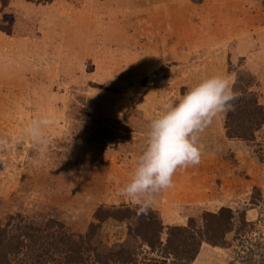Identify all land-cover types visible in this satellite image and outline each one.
Returning <instances> with one entry per match:
<instances>
[{"label": "rangeland", "instance_id": "obj_1", "mask_svg": "<svg viewBox=\"0 0 264 264\" xmlns=\"http://www.w3.org/2000/svg\"><path fill=\"white\" fill-rule=\"evenodd\" d=\"M246 72L264 109V0H0V222L53 216L83 234L99 207L139 206L119 190L150 122L200 81L233 87ZM43 115L38 144L25 129ZM226 115L199 134L201 162L178 168L149 208L165 240L167 226L228 207L240 232L202 242L192 264H264V125L229 138ZM126 233L108 219L101 237Z\"/></svg>", "mask_w": 264, "mask_h": 264}, {"label": "trees", "instance_id": "obj_2", "mask_svg": "<svg viewBox=\"0 0 264 264\" xmlns=\"http://www.w3.org/2000/svg\"><path fill=\"white\" fill-rule=\"evenodd\" d=\"M244 75L247 80L239 77L233 85L236 99L224 129L229 138L253 140L264 125V109L250 90L253 79L247 72ZM94 218L97 222L78 234L53 216L29 220L16 214L0 222V264H192L202 242L223 245L220 241L235 228L228 207L203 214L200 223L190 218L185 225L167 226L165 240L161 239L165 227L151 208L99 207ZM108 219L126 225L127 237L120 243L108 245L102 239ZM239 228L235 231L240 232Z\"/></svg>", "mask_w": 264, "mask_h": 264}, {"label": "clouds", "instance_id": "obj_3", "mask_svg": "<svg viewBox=\"0 0 264 264\" xmlns=\"http://www.w3.org/2000/svg\"><path fill=\"white\" fill-rule=\"evenodd\" d=\"M235 99L230 81L214 75L190 88L178 101L165 104L161 114L150 122L145 148L119 194L146 211L156 193L173 186L178 168L201 162L199 134L219 114L230 111ZM51 124L52 119L43 115L33 119L25 132L34 143H44L45 129ZM5 143L0 140V144Z\"/></svg>", "mask_w": 264, "mask_h": 264}]
</instances>
